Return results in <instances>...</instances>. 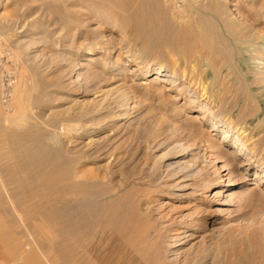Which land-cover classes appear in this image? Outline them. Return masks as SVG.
<instances>
[{"label":"bare ground","instance_id":"obj_1","mask_svg":"<svg viewBox=\"0 0 264 264\" xmlns=\"http://www.w3.org/2000/svg\"><path fill=\"white\" fill-rule=\"evenodd\" d=\"M193 1L81 0L83 13L72 11L74 15L64 9L65 5L62 10L59 7L62 13L55 17L53 27L44 21L50 13H43L32 24L17 20L13 23L15 50L6 56L15 61L14 69L0 53V254L20 260L21 264H264V195L258 183L255 190L236 198L256 207L251 205L250 217L244 224L216 229L221 236L218 243L200 241L204 245L188 253L180 252L182 245L196 239L200 232L191 227L193 219L156 214L148 193L155 190L142 188L145 183L150 188L156 186L157 192L174 199L201 192L204 187L199 189L198 183L188 182L196 175L195 165L181 159L189 155L194 160L204 157L195 139L197 133L206 130L208 136L221 132L223 139H229L233 148L228 156L231 163L243 156L236 170H219L215 180H208L209 187H217L225 179L227 186L232 185L236 176L243 179L240 168L252 164L253 157L264 165V118L256 122L248 119L254 109L251 106L264 101V85L260 91H252L248 81L236 76L231 65L224 74V63L231 57L228 43L218 39L215 21L209 13L197 9ZM53 2L49 8L57 12ZM212 7L222 6L214 3ZM87 13L88 20L104 27V33L86 25L89 21L82 16ZM73 20V35L84 33L83 41L78 45L57 44L54 53L56 64L64 66L71 82L80 78L95 82L107 73L121 75L123 70H117L102 55L117 53L121 57L119 64H135L141 77L154 72L153 81L166 77L172 86L180 85L177 91L186 94L188 109L199 111L195 122L183 129L185 139L193 141L191 149L183 143L173 149L171 157L181 159L169 162L164 155L158 165L148 166V172L125 173L121 170L127 159L122 143L112 145L108 141L111 146L105 145L97 150V156L86 155L82 160V152L96 148L95 134L107 129V120L113 121L117 115L109 114L113 103L102 105L110 98L112 88L98 91L88 110L75 100H69L65 107L54 103L61 99L58 83L45 77L49 64L44 60V49L38 47L66 39ZM233 26L236 33L240 26ZM118 31L121 35L116 39ZM159 46L168 47L170 52L165 55ZM168 60L172 70L166 68ZM180 66L181 76L177 73ZM128 92H120L115 98L112 95V102L129 110ZM16 109H20L19 115ZM63 112L73 116L68 122L76 119L82 124L59 125ZM91 163L96 166L91 167ZM232 196L233 193L217 195L216 205L226 207L212 210L225 211L227 221L232 215L228 206L237 202Z\"/></svg>","mask_w":264,"mask_h":264},{"label":"rangeland","instance_id":"obj_2","mask_svg":"<svg viewBox=\"0 0 264 264\" xmlns=\"http://www.w3.org/2000/svg\"><path fill=\"white\" fill-rule=\"evenodd\" d=\"M50 1L52 2L53 0H0V53L2 58L6 57L8 60L7 65L9 68H15V61L12 60L11 57H7L6 54L15 50L12 42L15 39V33L12 31V25L14 22H16V20L22 21L21 23H26L28 25L37 21L43 13H50L48 17L50 15L51 16L47 19V21L46 19L44 21L47 22L48 26L53 27L55 17H58L59 14L61 15V8L64 5L68 8L64 9H66V11L70 10L74 15H76L75 12L77 11H80V13L85 11V7L83 6L84 3H81V0H55V3L53 2L54 4H57L55 7H58V10L59 7L61 9L59 11L57 10V12L52 11L51 8H49V5H51L49 4ZM188 1L189 0H180L182 4L183 2L184 4H187ZM214 3H221L222 7L213 8L212 5ZM193 4L194 6L196 5L197 9H201L200 11L207 14L209 13V17L212 19V21H215L214 24H216L215 26L217 27L218 32H220V34H217V36H219L218 39H224L223 41L228 43L229 56H231L229 57V61L231 63L229 61L225 62L223 70H227L228 68L226 69V67L231 65V69L235 73L237 72L236 76H238L244 82L248 81L246 83L249 84L252 91H260L264 85V0H194ZM81 9L84 11L81 12ZM88 15L89 13L86 15L84 14L82 18H86L88 20L90 18V15ZM88 21L89 22H86V25H89L91 28H96V31L99 33L105 32L104 27L99 23L92 22L91 20ZM72 22L73 23L70 24V29H68L66 34V39L60 40L59 38L58 41L48 42V44L50 43L51 45L44 44L38 47L40 50L44 49V60L50 65V67L48 65V71L46 72L45 77L49 78V81L58 83V91L61 99L55 100L54 103L63 104L62 107H65L68 105L67 103L69 100H75L79 105H83L85 110H88L93 107L94 98L98 91L112 88L110 98L104 101L102 105H105L110 101V103L113 104L109 105L111 106V109H109V114H112L113 116H119L113 118V121L107 120V129L95 134L94 138L97 140V146L94 149L84 151L85 153L82 152V155H79L80 157L84 155L82 160L87 158L86 155H88V157L91 155L97 156L99 152L97 150L103 148L105 145L111 146V144L113 145L114 143L116 144L120 142L122 143L121 150L127 158L125 164L123 165L124 167L122 166L121 169L125 173H134V171L137 170H142V172L145 173L148 166L158 165L162 158L161 156L164 155L169 162H174V160L178 161L181 159L180 157L179 159L178 157L177 159L171 157L174 154L175 145L183 143L184 146H189L188 148L191 149V144L193 141L185 139L183 136V129L191 126L195 122V116L199 114V111L188 109L187 101L185 99L186 94L184 92L179 93V91H177L180 85L178 84L172 86L167 81H165L166 77H161L160 80L155 82L153 81L155 77L154 72H150L146 77H141L140 71L135 64L132 63L125 67L121 66L119 64L121 57H119L117 53L108 54L107 56L105 54L102 55L106 60L113 62L116 65L117 70H123L121 75L107 73L104 77H102V79L95 80V82H89L83 78H80L76 81L73 80L71 82V80H69V74H67L66 70L64 71V66L56 64L54 53L57 51V44L58 46L63 44L78 45L83 41L84 33L74 37L73 31L76 23H74V20ZM229 22L232 24H229ZM231 25L240 26L239 30H237L235 33V28L234 26L232 28ZM229 28L232 29L233 32ZM57 32H59V30ZM57 34L58 33H56V35ZM120 35L121 34L118 31L114 34V37L119 39ZM227 37L230 40L226 39ZM229 41H231V43ZM158 49H161V51L163 50L162 52L164 54L170 52V49L166 46H159ZM170 58L174 59L171 56ZM151 61L156 62L155 60ZM165 64L168 70H172V63L169 60L166 61ZM181 69L182 66H180L177 71L179 76H181V73L179 72ZM225 73L226 71L224 74ZM123 91H129L130 93H128L131 94L129 110H123V107H117V105L112 102L114 101L112 98H115L117 94H121L120 92L123 93ZM13 104L16 106L20 105L19 101H13ZM251 108L253 111L248 117L249 120H254L256 122L259 119L264 118V101H261L260 105L259 103H255L253 106H251ZM19 110L20 109H16L14 112L19 115ZM44 112H46V114L49 113L48 110H42V113ZM65 114L66 113L63 112L65 117L61 115L60 120L62 123L59 121V125L67 124V126L71 127V125L82 124L81 121L76 119L69 120L68 122L67 119L73 118V116H69L71 113ZM206 131H204V133H199V135L197 133L195 139L197 148L199 146L202 148V150H204V152L202 151L201 154L205 153L204 157L206 158L201 157L194 160L190 159L192 157L189 155L185 159H181L182 162H185L186 160L190 164L195 165L196 170L194 173L196 175L188 182L193 181L196 184L198 183L197 185L199 186V189L204 187L201 192L196 191V195L192 197L188 196L174 199L172 195H163L166 193L157 192L156 190H158V188H156V186L150 185V188L148 185H146V183L145 185H142V188L145 187L147 189L149 188L151 190H155L150 191L148 189L151 199L150 200L148 197V200H150L152 205L154 204L153 206L157 209L156 214L164 213L165 215L167 214V216H177V220H181L182 216L183 220L189 221L193 219V221H195V223L191 221L190 225L192 228L195 227L194 229L199 230L200 232L198 233V237L196 239L191 240L186 245H182L183 248L180 250V252L185 253L187 251L191 252L192 248H199L198 246L201 245V242L204 244L208 242V245H213L212 243H218L221 239L219 233L216 232L218 228L231 229L234 227H239L241 224L243 225L244 220L250 217L248 215L250 214V208L253 206V204L243 203V205L242 203L238 202V199L236 198L243 195L245 196L247 193L249 194L253 191V189L255 190V188H257L255 185L256 183H258L260 186L259 192L264 195V165H261L259 162L255 161L257 157H253L252 164H250L248 167L243 166L240 168L244 174L243 179L239 176H236V173H232V176H236V178H233V180H236L234 184L227 186L228 181H226L227 179H225V177V180L221 181L219 186L209 187V183H207L208 180H215L219 170H221L222 173H227L228 170H236L237 165L241 164L240 162L243 161V156H238L235 158V162L231 163L228 156L230 155L229 153L231 150H233V148L231 147L232 145L229 142V139H223L221 132H211L208 136ZM260 135L261 133H259L257 136ZM199 140L201 142H199ZM108 141L113 143L108 144ZM68 148L70 149L72 147L68 145ZM191 152H197V150H193ZM261 155L262 154H260V156ZM90 165L91 167L94 165L96 166L94 163H91ZM222 168H226V171H222ZM198 170L199 173L197 174L196 171ZM154 172L152 174H154ZM199 193L200 195L202 194V196H206V198L197 195ZM221 193H233L234 197L232 196V198L237 200V202L234 201V204L232 203V206H228L229 210L232 212L231 218L228 221L225 211L224 213H215L212 211L216 208L223 209V207H226L216 205V201L218 200L217 195ZM199 199L204 200V203L203 201H198ZM253 207L256 208L255 206ZM198 215H201V218ZM187 217H189V219ZM197 217H199L198 220ZM241 217H243V219ZM214 219L215 221H212ZM210 232L211 235L209 234ZM58 262L59 261H55L53 264H58ZM0 264H21V261L10 259L6 255L0 254Z\"/></svg>","mask_w":264,"mask_h":264}]
</instances>
